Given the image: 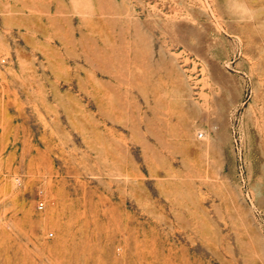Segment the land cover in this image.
<instances>
[{"label":"rangeland","instance_id":"374dc122","mask_svg":"<svg viewBox=\"0 0 264 264\" xmlns=\"http://www.w3.org/2000/svg\"><path fill=\"white\" fill-rule=\"evenodd\" d=\"M0 264H264V0H0Z\"/></svg>","mask_w":264,"mask_h":264},{"label":"built area","instance_id":"2783aa9c","mask_svg":"<svg viewBox=\"0 0 264 264\" xmlns=\"http://www.w3.org/2000/svg\"><path fill=\"white\" fill-rule=\"evenodd\" d=\"M37 208H38V210H42L43 209V204L42 203H38Z\"/></svg>","mask_w":264,"mask_h":264}]
</instances>
